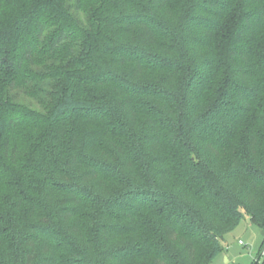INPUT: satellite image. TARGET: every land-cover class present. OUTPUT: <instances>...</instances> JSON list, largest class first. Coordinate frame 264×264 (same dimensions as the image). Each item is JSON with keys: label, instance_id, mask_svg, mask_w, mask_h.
Listing matches in <instances>:
<instances>
[{"label": "trees", "instance_id": "trees-1", "mask_svg": "<svg viewBox=\"0 0 264 264\" xmlns=\"http://www.w3.org/2000/svg\"><path fill=\"white\" fill-rule=\"evenodd\" d=\"M0 79V264L264 231V0H0Z\"/></svg>", "mask_w": 264, "mask_h": 264}, {"label": "rangeland", "instance_id": "rangeland-1", "mask_svg": "<svg viewBox=\"0 0 264 264\" xmlns=\"http://www.w3.org/2000/svg\"><path fill=\"white\" fill-rule=\"evenodd\" d=\"M1 85L3 79H0V87ZM240 240L243 241L242 244ZM223 244V251L210 264H264V231L248 216L226 234ZM202 249L198 250L199 256Z\"/></svg>", "mask_w": 264, "mask_h": 264}, {"label": "built area", "instance_id": "built-area-1", "mask_svg": "<svg viewBox=\"0 0 264 264\" xmlns=\"http://www.w3.org/2000/svg\"><path fill=\"white\" fill-rule=\"evenodd\" d=\"M240 243L242 244V243H243V241H241V240H240ZM263 253H264V250H263Z\"/></svg>", "mask_w": 264, "mask_h": 264}]
</instances>
